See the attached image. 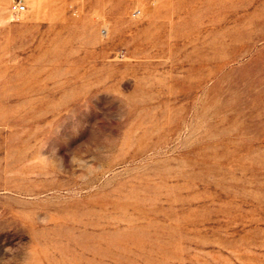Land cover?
Here are the masks:
<instances>
[{
  "label": "rangeland",
  "instance_id": "1",
  "mask_svg": "<svg viewBox=\"0 0 264 264\" xmlns=\"http://www.w3.org/2000/svg\"><path fill=\"white\" fill-rule=\"evenodd\" d=\"M0 0V264H264V0Z\"/></svg>",
  "mask_w": 264,
  "mask_h": 264
},
{
  "label": "built area",
  "instance_id": "2",
  "mask_svg": "<svg viewBox=\"0 0 264 264\" xmlns=\"http://www.w3.org/2000/svg\"><path fill=\"white\" fill-rule=\"evenodd\" d=\"M27 10V6L24 2V0H15L13 7H12V11L14 12V14L16 15H20L23 14L24 12H26Z\"/></svg>",
  "mask_w": 264,
  "mask_h": 264
}]
</instances>
